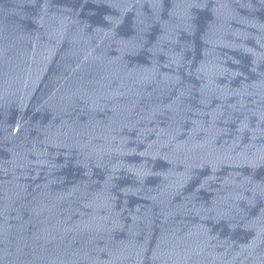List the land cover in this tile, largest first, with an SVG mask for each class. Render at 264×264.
I'll use <instances>...</instances> for the list:
<instances>
[{
  "label": "water",
  "instance_id": "obj_1",
  "mask_svg": "<svg viewBox=\"0 0 264 264\" xmlns=\"http://www.w3.org/2000/svg\"><path fill=\"white\" fill-rule=\"evenodd\" d=\"M0 264H264V0H0Z\"/></svg>",
  "mask_w": 264,
  "mask_h": 264
}]
</instances>
